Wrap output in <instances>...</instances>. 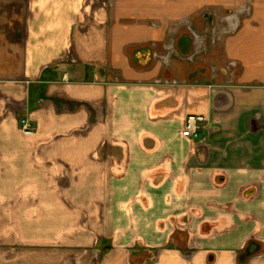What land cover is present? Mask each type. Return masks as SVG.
<instances>
[{
  "label": "crops",
  "instance_id": "obj_1",
  "mask_svg": "<svg viewBox=\"0 0 264 264\" xmlns=\"http://www.w3.org/2000/svg\"><path fill=\"white\" fill-rule=\"evenodd\" d=\"M0 264H264V0H0Z\"/></svg>",
  "mask_w": 264,
  "mask_h": 264
},
{
  "label": "built area",
  "instance_id": "obj_2",
  "mask_svg": "<svg viewBox=\"0 0 264 264\" xmlns=\"http://www.w3.org/2000/svg\"><path fill=\"white\" fill-rule=\"evenodd\" d=\"M206 125L207 119L204 116H190L185 123L182 136L192 141H199ZM20 130L26 136L35 134V130L27 119L20 120Z\"/></svg>",
  "mask_w": 264,
  "mask_h": 264
},
{
  "label": "rangeland",
  "instance_id": "obj_3",
  "mask_svg": "<svg viewBox=\"0 0 264 264\" xmlns=\"http://www.w3.org/2000/svg\"><path fill=\"white\" fill-rule=\"evenodd\" d=\"M204 15H205V14H203V16H204ZM172 16H173V15H172ZM188 16L190 17V15H188ZM208 16H209V15H206V17H208ZM177 17H178V19H179V22L176 21V22H177V23H176L177 25H176V26L173 25V27H178V26L180 27V26H181V23H182L181 20H184V19H185L184 22L187 20V19H186L187 14H183V15H182V14H179ZM177 17H174V18L177 19ZM180 19H181V20H180ZM167 27H169V26L167 25ZM189 28H190V26H189Z\"/></svg>",
  "mask_w": 264,
  "mask_h": 264
}]
</instances>
